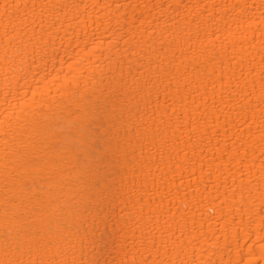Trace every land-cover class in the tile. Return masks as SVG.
<instances>
[{
	"label": "bare ground",
	"instance_id": "6f19581e",
	"mask_svg": "<svg viewBox=\"0 0 264 264\" xmlns=\"http://www.w3.org/2000/svg\"><path fill=\"white\" fill-rule=\"evenodd\" d=\"M9 261L264 264V0H0Z\"/></svg>",
	"mask_w": 264,
	"mask_h": 264
},
{
	"label": "snow or ice",
	"instance_id": "6c2138e0",
	"mask_svg": "<svg viewBox=\"0 0 264 264\" xmlns=\"http://www.w3.org/2000/svg\"><path fill=\"white\" fill-rule=\"evenodd\" d=\"M153 247H155V244H153ZM8 264H13V262L9 261ZM33 264H34V262H33ZM145 264H147V261H145Z\"/></svg>",
	"mask_w": 264,
	"mask_h": 264
}]
</instances>
